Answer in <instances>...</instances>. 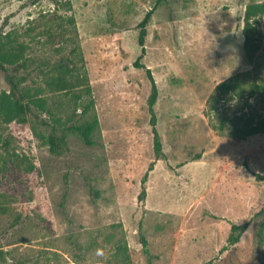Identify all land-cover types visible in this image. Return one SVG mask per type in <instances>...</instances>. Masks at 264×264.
Returning <instances> with one entry per match:
<instances>
[{
	"label": "rangeland",
	"instance_id": "obj_1",
	"mask_svg": "<svg viewBox=\"0 0 264 264\" xmlns=\"http://www.w3.org/2000/svg\"><path fill=\"white\" fill-rule=\"evenodd\" d=\"M156 4L0 0V48L20 56L0 70V97L9 74L44 103L26 123L0 116V264H149L140 233L151 264H264V134L241 138L264 121V0L154 11L142 63L159 90L160 160L151 84L134 66ZM59 77L71 86L54 88ZM95 118L92 145L66 131Z\"/></svg>",
	"mask_w": 264,
	"mask_h": 264
},
{
	"label": "trees",
	"instance_id": "obj_2",
	"mask_svg": "<svg viewBox=\"0 0 264 264\" xmlns=\"http://www.w3.org/2000/svg\"><path fill=\"white\" fill-rule=\"evenodd\" d=\"M166 0H157V4L154 8H152L144 17V19L139 24V45L141 47V55L138 57L134 66L138 69H144L146 72V76L151 84V93L148 99V109L151 116V126L153 128V135H154V152L156 155V159L160 160L164 158L163 153V145L161 141V136L157 130V114L155 111V106L157 104L159 98V90L152 74V71L148 69L143 63L142 59L145 56L146 48H145V40L147 36V26L150 22V19L156 10V8ZM71 23H74L72 20ZM19 51L18 50H5L4 48H0V70L6 71V64L12 65L19 61ZM8 84L10 85V92L3 93L0 97V116L4 118L6 121H18L21 123H26L30 116H36L34 114L33 106L44 108V103L40 99H35L31 95L29 91H25L20 87L21 81H17L15 77L12 75H7L6 77ZM51 85L54 86L57 90H64L71 86V82L66 78L59 77L55 80H51ZM255 86V85H254ZM258 86V85H257ZM256 87V86H255ZM259 90V87H256ZM253 90H256L253 87ZM98 120L95 118L94 120L84 124L82 127H72L68 128L66 131L77 130L79 131L81 137L83 138L84 142L88 145L94 144L91 139L92 132L97 128ZM59 130L52 129L51 135L49 137V144H50V151L54 154H59L62 151L66 150L67 141L65 138V133L63 135H58ZM256 134H264V121L260 124H257L249 129H245L242 131L241 138H247L248 136L256 135ZM154 163L150 165L149 171L144 176L142 182V191L139 195V200L144 201L147 195V190L145 188V184L148 180L149 172L154 169ZM255 176L259 179L264 180V176L255 174ZM249 224H242L232 226V233L229 237L228 243L229 245H234L239 242L241 236L247 231ZM140 243L143 247V252L149 257V264H151V259L153 258L150 255L148 249V241L146 237L140 233Z\"/></svg>",
	"mask_w": 264,
	"mask_h": 264
}]
</instances>
